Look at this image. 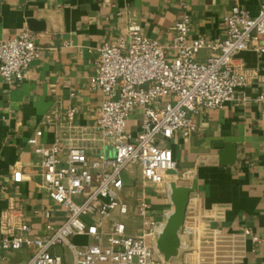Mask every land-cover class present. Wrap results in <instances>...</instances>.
Segmentation results:
<instances>
[{"label":"crops","instance_id":"obj_1","mask_svg":"<svg viewBox=\"0 0 264 264\" xmlns=\"http://www.w3.org/2000/svg\"><path fill=\"white\" fill-rule=\"evenodd\" d=\"M262 0H0V40L18 36L38 22L36 42L39 57L24 73L23 80L5 81L0 77V222L4 212L23 208L32 235L43 234L49 222L62 224L67 211L50 198L42 187L39 156L29 143L37 137L43 146L62 138L68 147L75 137H83L90 146L89 155L113 151L99 140L95 125L105 95L94 89L91 78L97 74L99 48L119 38L129 39L130 26H138L146 37L165 48L168 60L177 52L172 47L175 24L184 11L191 15V39L212 41L226 35V17L236 5L257 15ZM264 43V42H263ZM210 55L203 50L199 60ZM235 67L247 77L238 88L237 100L222 108L200 109L192 114L198 130L185 139L176 132L161 144L172 150L178 167L162 184L144 179L140 165H131L123 173L121 199L129 205L125 216L116 211L104 222L109 230L115 220L126 224L130 235L148 232L137 215L139 201L150 203L148 218L166 224L174 206L171 184L192 187L186 219L181 230L182 246L177 258L168 264H264V244L256 245L245 234L252 230L264 236V116L256 99L264 92V53L250 48L237 55ZM70 106L78 108L77 128L61 130L44 121ZM142 110L130 113L127 131L133 135L142 129ZM236 151L234 165H224L226 148ZM62 154H65L63 152ZM50 212L51 217L45 216ZM135 217L129 229L125 220ZM0 225V264H25L35 252L33 245L20 250L4 248ZM157 239L147 236L150 245ZM79 246L91 243L88 236L73 238ZM148 243V242H147ZM149 244V243H148ZM65 264H73V254L57 247Z\"/></svg>","mask_w":264,"mask_h":264},{"label":"built area","instance_id":"obj_2","mask_svg":"<svg viewBox=\"0 0 264 264\" xmlns=\"http://www.w3.org/2000/svg\"><path fill=\"white\" fill-rule=\"evenodd\" d=\"M190 32L191 15L184 5L175 24L174 60L169 61L165 48L143 35L138 26L129 27V39L122 37L99 48L97 74L90 82L105 99L95 131L113 156L99 152L91 158L83 137H75L68 147L62 138L50 146L31 138L29 143L39 156L42 187L68 215L62 224L49 222L45 233L32 235L23 208L7 210L0 222L4 248L20 250L33 245L35 252L25 264H65L64 257L54 251L57 247L71 250L73 264H168L157 246L147 243V236L158 238L163 229L159 232L161 226L148 218L150 203L146 199L139 201L137 215L144 220L147 233L128 234L122 220H115L109 230L103 224L116 211L123 216L129 213L128 203L121 199L123 173L129 166L140 165L144 179L151 184L164 183L178 164L172 150L161 141L171 139L176 132L190 138L198 130L192 114L237 100L238 88L247 83L246 75L235 67L237 55L253 47L264 53V0L257 15L234 6L226 17L223 38L191 39ZM205 49L210 55L199 60ZM39 54L36 34L29 29L0 40V77L23 80ZM256 101L264 116V92ZM138 108L143 115L142 129L133 135L127 131V119ZM77 115L78 108L70 106L44 123L72 132L77 128ZM45 216L50 219V212ZM245 234L256 245L264 244V236L252 230ZM76 236H88L93 241L79 246L73 241Z\"/></svg>","mask_w":264,"mask_h":264},{"label":"water","instance_id":"obj_3","mask_svg":"<svg viewBox=\"0 0 264 264\" xmlns=\"http://www.w3.org/2000/svg\"><path fill=\"white\" fill-rule=\"evenodd\" d=\"M39 24L35 20L30 21V29L32 31H39ZM230 151V147L226 148ZM225 158L224 165H234L236 162V151L228 154H222ZM196 184L192 187H182L177 183L171 184V200L174 206L173 212L169 215L166 224L157 239V250L163 256L166 262L177 258L180 254L182 246L181 230L184 226L188 204L190 201L191 192L196 190Z\"/></svg>","mask_w":264,"mask_h":264},{"label":"rangeland","instance_id":"obj_4","mask_svg":"<svg viewBox=\"0 0 264 264\" xmlns=\"http://www.w3.org/2000/svg\"><path fill=\"white\" fill-rule=\"evenodd\" d=\"M125 221L127 222V225L129 227V229H133L134 228L135 221H136L135 217L129 218V219L125 220ZM147 242L150 244L151 240H148Z\"/></svg>","mask_w":264,"mask_h":264}]
</instances>
